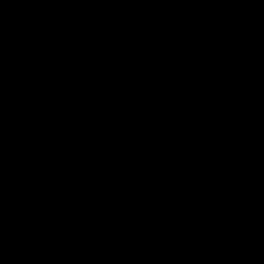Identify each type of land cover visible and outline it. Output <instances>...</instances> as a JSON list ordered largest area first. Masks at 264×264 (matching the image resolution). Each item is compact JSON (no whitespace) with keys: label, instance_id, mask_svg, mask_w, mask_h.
<instances>
[{"label":"water","instance_id":"1","mask_svg":"<svg viewBox=\"0 0 264 264\" xmlns=\"http://www.w3.org/2000/svg\"><path fill=\"white\" fill-rule=\"evenodd\" d=\"M0 264H264V0H0Z\"/></svg>","mask_w":264,"mask_h":264}]
</instances>
